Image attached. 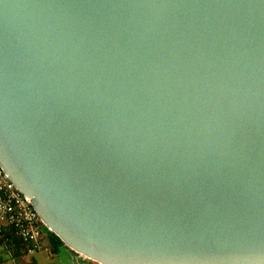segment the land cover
Returning <instances> with one entry per match:
<instances>
[{
  "label": "water",
  "instance_id": "water-1",
  "mask_svg": "<svg viewBox=\"0 0 264 264\" xmlns=\"http://www.w3.org/2000/svg\"><path fill=\"white\" fill-rule=\"evenodd\" d=\"M0 169L99 264H264V0H0Z\"/></svg>",
  "mask_w": 264,
  "mask_h": 264
},
{
  "label": "built area",
  "instance_id": "built-area-1",
  "mask_svg": "<svg viewBox=\"0 0 264 264\" xmlns=\"http://www.w3.org/2000/svg\"><path fill=\"white\" fill-rule=\"evenodd\" d=\"M43 226L31 202L0 169V230L13 227L16 235L24 241L26 254L32 256L42 250Z\"/></svg>",
  "mask_w": 264,
  "mask_h": 264
},
{
  "label": "trees",
  "instance_id": "trees-1",
  "mask_svg": "<svg viewBox=\"0 0 264 264\" xmlns=\"http://www.w3.org/2000/svg\"><path fill=\"white\" fill-rule=\"evenodd\" d=\"M42 229V250L36 254L44 251L50 256L51 253H58L61 247H65L61 240L51 233L45 226H43ZM0 246L4 247L3 249H5L14 260H20L21 258L28 256L25 251L24 241L16 235V231L13 227H7L0 230ZM46 249L47 252L45 251Z\"/></svg>",
  "mask_w": 264,
  "mask_h": 264
},
{
  "label": "rangeland",
  "instance_id": "rangeland-1",
  "mask_svg": "<svg viewBox=\"0 0 264 264\" xmlns=\"http://www.w3.org/2000/svg\"><path fill=\"white\" fill-rule=\"evenodd\" d=\"M46 231V230H45ZM4 247L0 246V264H34V260L38 261V264H98L89 259H86L83 256H80L73 251L65 247H61L56 256L51 253L50 256L47 255L44 251L35 254L33 256H26L20 260H15L14 263L10 260H14L10 257V254L3 249ZM52 257V258H48ZM7 260V261H6ZM6 261V262H5Z\"/></svg>",
  "mask_w": 264,
  "mask_h": 264
},
{
  "label": "crops",
  "instance_id": "crops-1",
  "mask_svg": "<svg viewBox=\"0 0 264 264\" xmlns=\"http://www.w3.org/2000/svg\"><path fill=\"white\" fill-rule=\"evenodd\" d=\"M58 253H55L53 256H56ZM48 258H52V257H48ZM7 261V260H6ZM5 261V262H6ZM10 261H12V263H14L15 262V260H10ZM6 264H9V263H6ZM34 264H38V261H36V259L34 260Z\"/></svg>",
  "mask_w": 264,
  "mask_h": 264
},
{
  "label": "bare ground",
  "instance_id": "bare-ground-1",
  "mask_svg": "<svg viewBox=\"0 0 264 264\" xmlns=\"http://www.w3.org/2000/svg\"><path fill=\"white\" fill-rule=\"evenodd\" d=\"M94 262V261H93ZM97 263V262H96ZM99 264V263H98Z\"/></svg>",
  "mask_w": 264,
  "mask_h": 264
}]
</instances>
